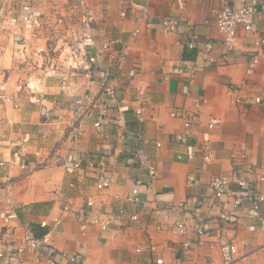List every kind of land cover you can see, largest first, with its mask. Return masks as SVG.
I'll use <instances>...</instances> for the list:
<instances>
[{
	"label": "crops",
	"instance_id": "obj_1",
	"mask_svg": "<svg viewBox=\"0 0 264 264\" xmlns=\"http://www.w3.org/2000/svg\"><path fill=\"white\" fill-rule=\"evenodd\" d=\"M39 1L56 4L68 22L79 21L80 0ZM226 1L237 6L243 2L86 0L97 14L91 30L97 45L111 36L117 51L129 41L135 26L140 33L131 40V53L120 74L104 57L93 82L79 76L67 91L52 77L39 90L26 87L29 70L22 64L25 55L16 40L27 39L26 56L41 42L31 37L33 29L20 19L25 12L22 2L15 1L6 13L0 9V19L2 15L7 19V27L0 28V84L7 93L19 91L13 102L0 99V160L15 161L9 168L0 167V264H49L47 258L62 250L83 254L85 264H157L158 258L164 264H224L219 246L223 230L239 248L234 264H246L248 256L253 264H264V225L259 216L251 214L250 203L237 208L215 199L210 186L215 175L239 173L238 163L250 167L251 176L246 175L254 184L264 175V106L253 102L254 96H264V45L252 75L246 72L252 34L240 28L235 48L225 53L215 11ZM134 3L149 4L151 16L138 22L130 9ZM124 8L126 17L121 15ZM163 17L178 20L177 32L162 28ZM256 25L257 35L264 36V0H259ZM189 32L199 36L196 49L187 46ZM209 41L213 61L202 53ZM189 65L196 73L188 90L185 82L190 74L178 68ZM242 80L247 81L241 88L244 102L234 104ZM108 86L114 88L115 97L108 99ZM76 98L80 99L77 105ZM76 108L82 117L77 118ZM174 110L192 123L187 144L177 137L185 130V119L172 117ZM99 112L106 121L103 129ZM75 119L81 131L78 139L72 134ZM213 119L218 122L211 128ZM122 133L125 139L120 138ZM14 141L17 148L11 145ZM206 142L214 154L211 163H204ZM99 148L107 154L104 178L114 179L110 188L102 190L97 188V169L84 163L83 171L71 175L65 168L74 157L89 158ZM243 151L248 158L237 162ZM179 154L183 159H178ZM23 162L27 167H22ZM148 164L156 168L154 179ZM137 180L143 183L142 201L135 205L127 196ZM259 185L264 191V183ZM88 199L95 200L94 207L87 205ZM185 201L191 207L202 203L210 234L201 245L196 234L171 232L178 220L196 218L192 209H169ZM120 209L127 214L139 212L145 228L129 224ZM226 209L228 217H223ZM97 211L115 216L110 230L103 232L92 223L83 229L82 222ZM260 214L264 216V206ZM27 236L47 237L49 244L32 249ZM187 240L192 242L189 248L184 247ZM58 264L71 263L60 259Z\"/></svg>",
	"mask_w": 264,
	"mask_h": 264
},
{
	"label": "built area",
	"instance_id": "obj_2",
	"mask_svg": "<svg viewBox=\"0 0 264 264\" xmlns=\"http://www.w3.org/2000/svg\"><path fill=\"white\" fill-rule=\"evenodd\" d=\"M15 1L22 2L24 7V14L20 19L29 24L33 29L31 37L43 44L42 47L35 48L29 56L27 55V39L25 36L19 37L16 42L22 46L19 49L20 53H24V64L29 70L28 79L26 81V87L31 90H39L45 80L49 77L57 78L61 82L62 89L64 91L71 90V86L75 78L82 76L87 78L91 83L94 80L95 73L97 71L98 62L108 57L112 70L116 75L121 72V64L125 61L131 53V40L140 33L138 26L132 30L129 41L124 44L122 49L115 51L114 45L116 41L111 36H105L102 43L97 45L92 40L91 30L97 20V14L93 8L87 4L86 0H80L79 17L78 22H68L65 16L60 12L59 7L56 4L49 5L48 2L39 4V0H0V9H3L6 13L9 11L12 4ZM43 1V0H41ZM39 4V5H38ZM5 6V9L3 8ZM47 6H51L50 10ZM131 11L135 14L138 22L144 21L151 16V9L149 4H133L130 6ZM53 10L55 14H53ZM259 12V0H243L240 6L232 5L228 1L224 3L222 8L215 11L216 14V27L218 33L221 35L225 53L231 52L235 48V42L238 30L243 28L247 34L254 36V42L252 45V52L247 66V74L252 75L255 73L256 68L260 63V50L264 45V36L257 35L256 18ZM122 17L127 16V9L124 8L121 12ZM0 28L7 27L6 15L1 16ZM162 28L167 32H177L179 29L178 20L172 17H163L160 21ZM48 26V28H47ZM50 27V28H49ZM48 31V33H47ZM13 34H18V30H14ZM189 41L187 43L188 48L196 49L199 44V36L195 32H189ZM213 52L212 42L209 41L204 46L203 55L207 56L209 60L213 61L214 58L210 55ZM180 73H188L190 77L185 82V86L189 90V86L196 73L194 66H182L178 68ZM135 70L130 72L131 76L135 75ZM247 83L246 80H242L241 86L238 88V94L232 99L234 104H240L244 102V95L241 93V88ZM4 84H0V99L4 101H14V95L19 91H14L13 94L7 93ZM106 94L109 98L115 97V90L112 86H108ZM139 94H142L139 91ZM253 102L256 105L264 106V96L256 95L253 98ZM80 103V99L76 98V105ZM15 106L18 104L15 103ZM104 106V105H103ZM78 112V108H76ZM136 113L140 114L141 109H136ZM172 117H183L185 119L184 127L185 130L177 134L178 139L183 143H188L190 138V128L192 123L186 119L183 113L173 111ZM82 117L78 112L77 118ZM79 122L75 119L72 127V134L75 139L80 138L81 131L77 126ZM218 122L217 119L211 120L209 127L214 128ZM99 128L103 129L106 124L104 113L99 112L98 114ZM125 133L120 135L121 139H125ZM137 135V133H136ZM14 148H17L18 144L14 141L11 143ZM159 145V144H158ZM204 163H211L214 158L213 150L209 142L204 143ZM24 154V153H23ZM106 151L102 148L95 150L89 158L82 156L74 157L65 164V168L68 174L77 175L83 169H85L84 163L91 169H97L99 175V181L97 182V188L99 190L110 188L114 182L113 178H104L106 175ZM183 154L178 155V159H183ZM248 158L246 152H241L237 157V162L240 159L245 160ZM86 161V162H85ZM15 163L14 160L6 161L0 160L1 168H9ZM237 169L239 173L232 175H215L211 178L210 186L214 192L215 199L226 202L225 204H231L233 207H240L245 203H250L251 214L259 216L262 224L264 225V216L261 215V209L264 206V191L260 188V183H264V175L258 178L257 184H254L246 174L251 172L250 167L244 168L242 163H238ZM22 167H27L26 163H22ZM246 169V170H245ZM147 171L151 179L156 177V168L153 164L147 165ZM250 175V174H249ZM251 176V175H250ZM143 183L141 180H137L135 186L127 196V201L132 204L138 205L141 201V187ZM87 205L90 207L95 206L94 199H88ZM202 203L198 201V204L191 207L188 201L182 202L178 205L170 206L169 209H192L196 218L185 217L182 220H178L172 227L171 232L179 236H188L190 234H196L201 239L199 244L203 243L202 238L210 234L209 228L206 224V216L202 215ZM229 210L226 209L222 216L228 217ZM97 213V214H96ZM95 214H90V220L82 222L83 229L87 226V223L98 225L101 231H108L112 228L115 216L111 214H102L97 211ZM126 211L120 209V215H124ZM129 224L132 226H142L140 220V214L137 211L126 213ZM30 243V248L37 249L48 246L49 240L47 237H26ZM192 246V242L187 240L184 242V247L189 248ZM220 251L223 256L224 264H234L236 262L237 255L239 254V248L236 240L226 231H221L219 236ZM151 248H155L151 246ZM83 254L69 253L67 251H56V255L47 258L49 264H58L60 259L66 260L71 264H85L86 261L82 257ZM157 264H164L162 258L156 260ZM183 264H189L184 261ZM246 264H253L251 257L248 256Z\"/></svg>",
	"mask_w": 264,
	"mask_h": 264
},
{
	"label": "rangeland",
	"instance_id": "obj_3",
	"mask_svg": "<svg viewBox=\"0 0 264 264\" xmlns=\"http://www.w3.org/2000/svg\"><path fill=\"white\" fill-rule=\"evenodd\" d=\"M47 33H48V31H47ZM39 46L42 47L43 44H42V43H41V44L37 43V44H36V48H38Z\"/></svg>",
	"mask_w": 264,
	"mask_h": 264
}]
</instances>
